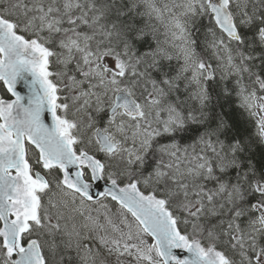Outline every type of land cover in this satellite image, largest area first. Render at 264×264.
I'll use <instances>...</instances> for the list:
<instances>
[{
	"label": "snow or ice",
	"instance_id": "obj_1",
	"mask_svg": "<svg viewBox=\"0 0 264 264\" xmlns=\"http://www.w3.org/2000/svg\"><path fill=\"white\" fill-rule=\"evenodd\" d=\"M0 264H264V0H0Z\"/></svg>",
	"mask_w": 264,
	"mask_h": 264
}]
</instances>
